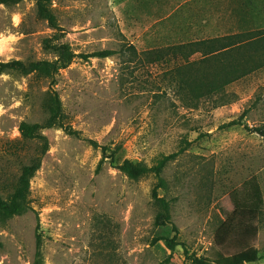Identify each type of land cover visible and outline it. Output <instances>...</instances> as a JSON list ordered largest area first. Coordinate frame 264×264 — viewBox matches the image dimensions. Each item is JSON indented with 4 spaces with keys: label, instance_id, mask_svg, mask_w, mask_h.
<instances>
[{
    "label": "rangeland",
    "instance_id": "rangeland-1",
    "mask_svg": "<svg viewBox=\"0 0 264 264\" xmlns=\"http://www.w3.org/2000/svg\"><path fill=\"white\" fill-rule=\"evenodd\" d=\"M172 1L51 0L61 34L38 18L33 0L0 5V63L55 60L45 43L57 34L53 44L68 43L80 56L118 52L77 57L53 78L0 75V194L12 191L35 156L37 144L23 142L19 128L46 122L50 94L60 97L65 123L80 133L44 130L50 148L31 181L30 208L0 223V264H34L38 234L44 264H191L181 246L167 248L171 226L155 225L157 186L170 203L178 241L213 259L225 252L215 242L219 228L234 211L251 208L244 186L256 180L264 200V137L251 131L264 129V68L229 86L224 106L206 101L191 110L167 90L166 67L129 64V53H120L125 44L139 51L181 44L185 30L172 20L180 3ZM251 2L243 28L196 39L264 30V0ZM236 120L242 125L226 127ZM172 154L161 178L134 181L117 168L125 160L154 166ZM261 210L253 246L264 255V204Z\"/></svg>",
    "mask_w": 264,
    "mask_h": 264
},
{
    "label": "trees",
    "instance_id": "trees-1",
    "mask_svg": "<svg viewBox=\"0 0 264 264\" xmlns=\"http://www.w3.org/2000/svg\"><path fill=\"white\" fill-rule=\"evenodd\" d=\"M23 0H0V5L13 6ZM36 4L37 16L45 21L55 32L61 34L57 15L52 9L51 0H33ZM57 34L53 39L47 40L45 49L53 51L56 59L53 61H11L0 63V75L14 72L28 76L35 74L42 78H53L61 70L67 69L77 57L85 60L91 58L106 59L113 57L118 52L113 50H101L91 54L78 55L68 43L53 44L58 41ZM122 51L129 53V64L161 65L166 67L163 72V81L167 90L175 92L178 101L187 109H199L206 101H212L215 108L224 106L226 89L235 82L246 78L254 72L264 68V30L250 31L226 36L208 38L190 43L169 45L162 48H154L139 51L132 44H125ZM162 81V82H163ZM166 93V89L164 91ZM164 94V93H163ZM161 94H155L158 98ZM44 108L49 117L45 123L23 122L19 131L23 142L36 143V153L28 165H25L14 184L12 191L6 196L0 194V223L5 224L16 216H22L30 208L31 181L42 165V161L50 148V142L44 130L58 128L67 134L80 137V133L65 123L66 115L60 97L50 94ZM242 125L241 120L233 121L226 125L232 127ZM248 129V128H247ZM253 133L264 137V129L256 128ZM94 147H100L95 141L90 142ZM104 158L107 147H102ZM118 153L116 148L111 159L114 161ZM177 154L164 156L154 166L125 160L117 168L129 179L138 181L141 178L154 174L157 178L166 168L167 164L175 159ZM104 162V159L101 162ZM159 186L152 192L154 203L159 208L155 225L158 227L171 226L175 236L166 238L167 248L174 252L181 246L185 258L191 264H250L264 259V255L253 246L258 236V227L255 221L262 215L264 204L261 187L256 180L244 186V192L251 208L239 209L232 213L227 221L219 228L215 236L216 244L225 252H219L215 258L209 259L196 254H191L184 242L178 241L179 230L172 221L170 203L158 195ZM39 230V229H38ZM159 240H155L156 243ZM1 247V240H0ZM232 249V253L229 250ZM34 264H44L42 259V238L37 235V249Z\"/></svg>",
    "mask_w": 264,
    "mask_h": 264
},
{
    "label": "crops",
    "instance_id": "crops-1",
    "mask_svg": "<svg viewBox=\"0 0 264 264\" xmlns=\"http://www.w3.org/2000/svg\"><path fill=\"white\" fill-rule=\"evenodd\" d=\"M180 3L177 10L178 17L172 20L178 23L185 40L182 43H190L204 39H196L219 31L243 28L247 22V14L250 12L251 0H173L175 5Z\"/></svg>",
    "mask_w": 264,
    "mask_h": 264
}]
</instances>
